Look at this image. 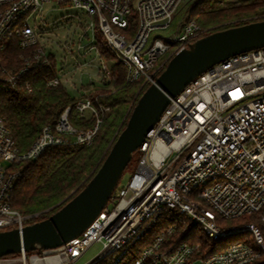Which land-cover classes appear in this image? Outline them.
<instances>
[{"label":"built area","instance_id":"1","mask_svg":"<svg viewBox=\"0 0 264 264\" xmlns=\"http://www.w3.org/2000/svg\"><path fill=\"white\" fill-rule=\"evenodd\" d=\"M183 1L0 0V92L18 87L30 91L33 72L57 63L49 41L41 40L38 23L49 3L94 15L106 49L125 68L126 82L149 85L175 54L214 28L189 19L167 33ZM85 30H91L88 45L101 59L94 47V24ZM13 46L20 53L9 66L1 56ZM61 49L67 53L69 44ZM62 59L47 86L65 85ZM112 65L97 68L109 85L115 81ZM76 99L74 109L82 118L94 117L93 126L74 128L67 106L54 125L40 129L25 152L14 145L0 113V231L21 229L47 212L22 215L11 208L18 176L12 165L35 160L51 147L89 145L95 137L109 108L89 92ZM136 151L128 179L118 183L112 199L79 236L40 254L1 257L0 264H79L94 243L101 250L85 264L108 256L110 264H264V47L217 63L186 85ZM165 212L176 222L153 234ZM184 222L199 227L205 240L219 243L216 250L208 253L213 246L204 247L197 239L181 241L184 230L175 238L178 223ZM235 235L242 239L229 240ZM146 237L148 243L135 250Z\"/></svg>","mask_w":264,"mask_h":264},{"label":"trees","instance_id":"2","mask_svg":"<svg viewBox=\"0 0 264 264\" xmlns=\"http://www.w3.org/2000/svg\"><path fill=\"white\" fill-rule=\"evenodd\" d=\"M236 3H226L222 6L219 0H192L185 4L186 10L184 16L180 17V25L193 19L201 27H214L210 31L214 32L246 24L250 21H243V19L247 18H256L251 21L264 20V0H239L238 4ZM176 21L178 20L174 16L173 24ZM132 30H134V25L130 28L129 35ZM94 47L101 58L114 59V56L106 49L97 27L94 31ZM19 53L20 50L13 46L12 50L6 51L1 56L2 61L10 66ZM111 70L115 81L110 88L96 90L91 96V98L96 97L98 103L108 107L109 111L104 114L96 135L89 145L69 143L51 147L35 160L20 162L10 167L18 173L10 195L11 208L22 215L47 210L43 217L33 222L53 214L84 187L106 157L119 132L126 125L138 97L148 86L147 84L142 85L140 80L126 82L125 68L119 62L113 63ZM33 73V84L30 91L18 87L14 90L0 92V113L4 117L5 126L14 145L20 152L28 150L43 126L54 125L67 106L71 107L68 118L74 128L87 130L94 124V117H80L74 109L77 99L71 98L62 85L54 87L46 85V81L56 74L54 62L50 69L40 68ZM133 163L136 161L132 156L123 174L131 166L133 167ZM113 196L114 192L109 201ZM167 215L168 213L165 212L161 217L152 231L153 234L176 222L174 218H169ZM232 222L235 221H229V223ZM180 230H184L180 237L181 241L197 239L204 247L213 246L208 253L214 252L216 250L214 246L219 244L205 240L195 231V226H190L187 222L178 223L175 238ZM228 242L229 240H225V245ZM147 243L146 237L137 244L135 250L138 251ZM27 254H40V252L33 251ZM111 260L112 257L108 256L95 264H110Z\"/></svg>","mask_w":264,"mask_h":264},{"label":"water","instance_id":"3","mask_svg":"<svg viewBox=\"0 0 264 264\" xmlns=\"http://www.w3.org/2000/svg\"><path fill=\"white\" fill-rule=\"evenodd\" d=\"M264 47V20L208 33L175 54L138 97L126 125L84 187L50 216L0 231V258L55 249L79 236L112 196L119 180L170 99L213 65Z\"/></svg>","mask_w":264,"mask_h":264},{"label":"rangeland","instance_id":"4","mask_svg":"<svg viewBox=\"0 0 264 264\" xmlns=\"http://www.w3.org/2000/svg\"><path fill=\"white\" fill-rule=\"evenodd\" d=\"M192 0H184L176 9L174 16L178 21L173 24V27L167 30V33L176 31V24L179 22L180 17L184 16L186 10V3ZM239 0H219V3L224 6L226 3L238 4ZM41 24V40L42 42L49 41V51L56 57V69L62 66L60 60L64 57L66 59V83L63 84L67 93L71 98H79L83 96L84 92H89L91 96L95 94L96 90L103 88H110L106 81H101L97 74V68L100 63L108 66L115 63V60H106L104 58H97L93 49L88 45L92 38L91 30H85L91 23L94 24V31L96 25L94 15L88 14L80 9L73 8L72 6L57 5L49 3L43 6L42 14L38 17V23ZM86 31V32H85ZM83 32L85 34L82 36ZM64 43L69 44V51L64 53L61 47ZM81 46L77 50V46ZM90 48V49H89ZM63 60V59H62ZM138 152L133 153V160L136 161ZM136 163H133L126 172L123 174L120 183L128 179L133 171ZM229 223V222H228ZM234 224V222L229 223ZM195 231L202 236L199 227ZM242 239V236H231L229 240L237 241ZM101 250L100 243L91 245L86 253L81 257L79 264H85L92 260ZM124 263V262H123Z\"/></svg>","mask_w":264,"mask_h":264}]
</instances>
